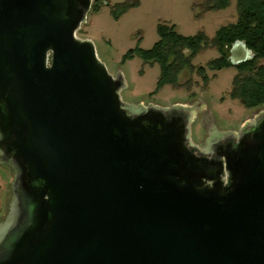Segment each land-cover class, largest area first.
Returning <instances> with one entry per match:
<instances>
[{
	"label": "water",
	"instance_id": "1",
	"mask_svg": "<svg viewBox=\"0 0 264 264\" xmlns=\"http://www.w3.org/2000/svg\"><path fill=\"white\" fill-rule=\"evenodd\" d=\"M92 2L0 0V264H264V108L201 148L206 102L124 103L76 36Z\"/></svg>",
	"mask_w": 264,
	"mask_h": 264
},
{
	"label": "rangeland",
	"instance_id": "2",
	"mask_svg": "<svg viewBox=\"0 0 264 264\" xmlns=\"http://www.w3.org/2000/svg\"><path fill=\"white\" fill-rule=\"evenodd\" d=\"M131 1L135 0H109V6L103 5L97 12L90 11L86 23L76 33L78 38L90 39L94 43L99 60L111 75L122 73L127 84L121 91L124 103L166 108L173 104L192 105L193 102L204 101L207 107L203 106L197 117L205 115L206 128L216 124L221 131H237L245 120L264 108L245 109L237 99L230 97L236 68L209 70L206 64L220 57L215 49L201 51L192 60L193 66L205 67L209 79L206 85L195 71H183L178 80L179 83L186 81V85L178 89L164 85L154 94L160 74L158 64H146L136 54L123 59L130 50L152 49L159 39L158 24L172 25L176 33L185 37L195 36L201 31L211 39L221 27L236 23V0H230L229 6L221 11L210 12L202 11L203 0H137L138 5L124 12L120 18L111 14L110 6ZM202 129L199 120L193 122L192 141L201 148L209 136L207 130ZM13 177V170L9 166L0 165V220L7 213Z\"/></svg>",
	"mask_w": 264,
	"mask_h": 264
},
{
	"label": "trees",
	"instance_id": "3",
	"mask_svg": "<svg viewBox=\"0 0 264 264\" xmlns=\"http://www.w3.org/2000/svg\"><path fill=\"white\" fill-rule=\"evenodd\" d=\"M203 12L221 11L229 6L230 0H203ZM103 5L109 6V0H95L91 11L97 12ZM138 5V1L122 2L110 6L115 18H120L127 10ZM236 23L223 26L209 39L199 31L195 36L185 37L175 32L172 25L158 24V41L150 50L136 48L128 51L123 59L132 58L136 54L149 65L158 64L160 74L157 79V91L164 85L178 89L185 84L178 83L181 71H195L203 78L206 85L209 79L205 67H195L193 58L201 51L215 49L219 58L209 61L206 67L211 71H221L233 67L228 61V51L234 41L246 43V47L254 54L252 60L235 66L236 73L231 85L230 97L237 99L245 109H258L264 106V0H236ZM234 68V67H233ZM259 110V109H258Z\"/></svg>",
	"mask_w": 264,
	"mask_h": 264
},
{
	"label": "flooded vegetation",
	"instance_id": "4",
	"mask_svg": "<svg viewBox=\"0 0 264 264\" xmlns=\"http://www.w3.org/2000/svg\"><path fill=\"white\" fill-rule=\"evenodd\" d=\"M235 67V66H234ZM183 71H187L188 72V70L187 69H184ZM183 71H181L180 73H182ZM180 73H179V75H180ZM188 75H189V73H188ZM179 77V76H178ZM177 80H178V78H177ZM178 83H179V80H178ZM186 83V81L185 82H183V83H179V84H185ZM257 111H259V110H257ZM256 111V112H257ZM206 116L205 115H203V116H199V117H197V119L196 120H199L200 121V123L202 124V126H203V131H206L208 128H206L207 126H206V123H205V118Z\"/></svg>",
	"mask_w": 264,
	"mask_h": 264
}]
</instances>
